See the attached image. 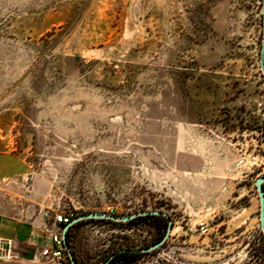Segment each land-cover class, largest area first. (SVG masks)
<instances>
[{
    "label": "rangeland",
    "instance_id": "1",
    "mask_svg": "<svg viewBox=\"0 0 264 264\" xmlns=\"http://www.w3.org/2000/svg\"><path fill=\"white\" fill-rule=\"evenodd\" d=\"M261 11L262 0H0V219L22 227L0 264H51L48 211L110 206L179 228L118 264H264ZM167 226L85 221L70 245L81 264H106Z\"/></svg>",
    "mask_w": 264,
    "mask_h": 264
},
{
    "label": "water",
    "instance_id": "2",
    "mask_svg": "<svg viewBox=\"0 0 264 264\" xmlns=\"http://www.w3.org/2000/svg\"><path fill=\"white\" fill-rule=\"evenodd\" d=\"M262 29H263V37H262V44H261V51H260V70L262 74L264 75V0H262ZM264 115V110H263ZM256 190L258 193V199H259V221H260V227L264 234V176H260L256 179L255 182ZM163 217L168 221V228L166 235L164 238L150 246L144 249L137 250L139 253L145 254V253H152L158 249H160L166 241L169 239L171 233H172V221L170 220L169 216L160 211H143L136 214H133L131 216H119V215H111L107 213H88V214H82L77 217H75L70 223L66 224L63 227V244L67 252V256L69 259L70 264H78L76 260V256L71 248V246L68 244L67 234L70 228L73 226L85 222V221H108V222H114V223H130L138 218L142 217ZM112 259V257H111ZM110 259V260H111ZM107 261L106 264H109V261Z\"/></svg>",
    "mask_w": 264,
    "mask_h": 264
},
{
    "label": "built area",
    "instance_id": "3",
    "mask_svg": "<svg viewBox=\"0 0 264 264\" xmlns=\"http://www.w3.org/2000/svg\"><path fill=\"white\" fill-rule=\"evenodd\" d=\"M107 214L116 215L117 208L109 207ZM74 219L71 208H63L57 211H48L45 220V231L49 241V247L45 250L47 261L51 264H70L66 249L63 244V227ZM12 241L0 239V244L6 246Z\"/></svg>",
    "mask_w": 264,
    "mask_h": 264
},
{
    "label": "trees",
    "instance_id": "4",
    "mask_svg": "<svg viewBox=\"0 0 264 264\" xmlns=\"http://www.w3.org/2000/svg\"><path fill=\"white\" fill-rule=\"evenodd\" d=\"M151 217V216H150ZM156 218H160V219H162V220H165L166 221V219L165 218H163V217H156ZM82 223V222H81ZM76 226V225H75ZM75 226H73V227H75ZM72 227V228H73ZM72 228H70L69 229V231H68V234H67V239H68V244L70 245V238H71V233H72ZM167 228H168V226H167ZM167 231V230H166ZM71 246V245H70ZM72 248V247H71ZM138 250H140V249H138ZM74 252V251H73ZM75 254V253H74ZM142 255V253H139L137 250H125V251H121V252H119V253H115L114 255H112L111 257H112V259H111V257L108 259V260H110L109 261V264H118V263H120V262H122V261H130V260H136V259H138L140 256ZM76 256V255H75ZM76 260H77V262H78V264H81L79 261H78V259H77V257H76ZM107 260V261H108ZM107 263V262H106Z\"/></svg>",
    "mask_w": 264,
    "mask_h": 264
},
{
    "label": "crops",
    "instance_id": "5",
    "mask_svg": "<svg viewBox=\"0 0 264 264\" xmlns=\"http://www.w3.org/2000/svg\"><path fill=\"white\" fill-rule=\"evenodd\" d=\"M13 227H14V229H13ZM20 227H21V225H18V223H16L14 226L11 227L9 221H4L3 219H0V236H2L4 234L5 235L8 234L7 236H9V237H0V239L7 240V239H11V238H18V233H19ZM21 228H20V230H22ZM26 236H28V235H26ZM20 239H22V238H20Z\"/></svg>",
    "mask_w": 264,
    "mask_h": 264
},
{
    "label": "bare ground",
    "instance_id": "6",
    "mask_svg": "<svg viewBox=\"0 0 264 264\" xmlns=\"http://www.w3.org/2000/svg\"><path fill=\"white\" fill-rule=\"evenodd\" d=\"M179 230V228L175 227L172 229V235L175 234L177 231ZM10 247H12V242L10 243ZM10 249V248H9ZM5 259H7L8 257L7 256H4Z\"/></svg>",
    "mask_w": 264,
    "mask_h": 264
},
{
    "label": "flooded vegetation",
    "instance_id": "7",
    "mask_svg": "<svg viewBox=\"0 0 264 264\" xmlns=\"http://www.w3.org/2000/svg\"><path fill=\"white\" fill-rule=\"evenodd\" d=\"M142 218H143V217H142ZM138 219H139V218H138ZM166 221H167V220H166ZM167 223H168V221H167ZM172 224H173V223H172ZM166 232H167V231H166ZM165 235H166V233H165ZM165 235H164V236H165ZM164 236H163L159 241H157L156 243L160 242V241L164 238ZM156 243H155V244H156Z\"/></svg>",
    "mask_w": 264,
    "mask_h": 264
}]
</instances>
